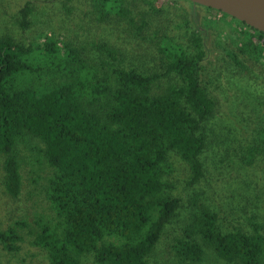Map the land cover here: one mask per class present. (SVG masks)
Masks as SVG:
<instances>
[{"label":"trees","instance_id":"trees-1","mask_svg":"<svg viewBox=\"0 0 264 264\" xmlns=\"http://www.w3.org/2000/svg\"><path fill=\"white\" fill-rule=\"evenodd\" d=\"M142 1L153 13L159 11L152 0ZM87 2L95 26H109L115 18L132 23L139 33L146 24L143 19L135 22L133 12H141L135 3ZM190 7L189 24L198 32L193 39L199 49L187 53L180 43L161 35L160 72L120 66L114 61L118 51L108 41L92 43L106 55L96 61L85 55L86 47L53 35L42 33L29 44L0 36L2 185L9 196H18L22 184L15 146L32 139L41 142L40 154L51 168L44 193L53 216L35 220L31 243L45 251L46 264H82L87 253L98 264H148L147 257L179 206L163 175L171 168L169 157L185 163L189 183L203 175L201 155L214 101L200 78L205 32L192 15L196 7L212 8ZM31 11L29 1L19 8L21 28L30 25ZM232 18L239 26L232 27L227 54L237 63L239 56L262 63L264 33ZM165 76L176 80L153 89ZM254 141L239 155L242 162L250 163L260 152L264 127ZM197 202L195 194L190 203L196 206L182 235L171 244L177 262L204 264V247H209L231 264H264L260 223L249 219V230L234 226L222 231L216 212ZM16 222L27 227L23 220ZM16 229L0 230L4 250L19 248L23 235Z\"/></svg>","mask_w":264,"mask_h":264},{"label":"rangeland","instance_id":"rangeland-1","mask_svg":"<svg viewBox=\"0 0 264 264\" xmlns=\"http://www.w3.org/2000/svg\"><path fill=\"white\" fill-rule=\"evenodd\" d=\"M26 1L32 6L31 23L27 28H21L19 8ZM152 2L159 10L156 13L142 0L124 2L125 6L135 3L141 10L133 12L135 22L142 19L146 22L137 33L135 26L127 20L117 22L111 18L109 26H95L87 0L83 3L77 0H0V36L9 35L15 41L29 44L42 33L53 35L71 45L86 47L85 55L96 61L106 55L92 48V43L108 41L118 51L119 58L116 56L114 61L120 66L147 73L160 72L163 63L157 48L160 36L166 34L180 43L187 53H195L199 47L193 37L198 32L189 24L188 11L193 8L190 2ZM222 13L213 8L196 7L192 15L195 24L205 32L206 56L201 63L200 78L214 101L201 155L203 175L195 183H189V169L185 163L177 157H169L171 168L163 175L171 184L169 193L179 198V206L147 257L148 264H180L174 258L171 244L182 235L190 211L196 206L190 203L195 194L197 205L203 203L216 212L217 224L222 231L234 226L249 230L250 219L260 223V231L264 234V144L250 163L239 158L255 144L254 140L264 127V61L256 63L239 56L241 61L237 63L227 54L229 39L234 36L232 27L239 25L232 16ZM207 22H214L213 26ZM260 45L264 48V43ZM175 80L161 77L153 89L161 90ZM41 147L42 143L37 139L15 146L22 184L17 197L9 196L3 189L0 158V230L12 226L23 235L15 251H6L0 245V264H46L45 251L31 243V236L37 229L35 220L42 218L45 221L53 216L44 193L51 168L42 159ZM20 220L25 222L26 228L18 226L16 221ZM29 229L32 233H28ZM203 262L231 264L209 247H204ZM82 264L98 263L91 253H87Z\"/></svg>","mask_w":264,"mask_h":264},{"label":"water","instance_id":"water-1","mask_svg":"<svg viewBox=\"0 0 264 264\" xmlns=\"http://www.w3.org/2000/svg\"><path fill=\"white\" fill-rule=\"evenodd\" d=\"M236 18L264 33V0H187Z\"/></svg>","mask_w":264,"mask_h":264},{"label":"flooded vegetation","instance_id":"flooded-vegetation-1","mask_svg":"<svg viewBox=\"0 0 264 264\" xmlns=\"http://www.w3.org/2000/svg\"><path fill=\"white\" fill-rule=\"evenodd\" d=\"M187 1V0H186ZM187 2H190V1H187ZM191 4H194V6H196V4L195 3H192V2H190ZM199 5V4H198ZM202 6V5H201Z\"/></svg>","mask_w":264,"mask_h":264}]
</instances>
